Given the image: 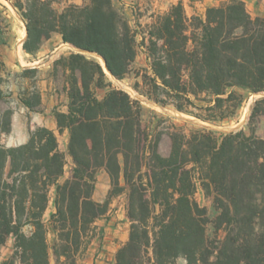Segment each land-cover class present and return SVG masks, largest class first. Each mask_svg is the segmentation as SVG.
<instances>
[{
	"label": "trees",
	"instance_id": "trees-1",
	"mask_svg": "<svg viewBox=\"0 0 264 264\" xmlns=\"http://www.w3.org/2000/svg\"><path fill=\"white\" fill-rule=\"evenodd\" d=\"M11 1L26 21L27 53H37L53 33L77 50L54 63L67 82L68 109L54 111L58 133L69 135L67 150L43 126L30 131L25 144L7 148L0 141V264H52L53 258L82 264L96 222L120 196L130 229L115 264H264V139L254 127L249 134L209 128L237 117L245 94L264 93V17L253 16L243 0L189 15L180 0L146 24L138 11L134 27L116 0ZM90 54L102 57L116 80L129 77L143 55V95L209 126L172 124L156 132L127 92L112 89L99 99L95 90L108 86L106 73ZM20 100L41 112V91L26 90ZM5 102L0 74V129L9 134L13 111L3 109ZM263 106L264 98L252 107L251 126ZM69 158L70 176L61 182ZM101 170L110 178L104 202L94 199ZM199 188L219 212L215 227L222 239L207 235V210L195 198ZM51 201L54 212L46 219ZM10 239L12 254L1 261Z\"/></svg>",
	"mask_w": 264,
	"mask_h": 264
},
{
	"label": "rangeland",
	"instance_id": "rangeland-1",
	"mask_svg": "<svg viewBox=\"0 0 264 264\" xmlns=\"http://www.w3.org/2000/svg\"><path fill=\"white\" fill-rule=\"evenodd\" d=\"M63 1L64 5L72 3L83 5L88 2V0ZM178 1L180 0H116L115 2L132 22V26H134L135 18L133 14L138 12L139 9H142L143 12L148 9L149 16H151L156 11L168 10L171 5L176 4ZM224 1L227 0H183L189 15H192L194 12L204 14L206 7L219 5ZM243 1L246 3L248 10L253 16L264 17V0ZM144 21H149V19L146 18ZM0 22V61L4 64L3 69L0 65V74L2 78V90L4 91L6 101L3 104V109L10 108L13 111L12 130L9 134H3L0 129V141L7 148H11L25 144L29 139L30 131L43 126L37 125L39 114H43V106L45 105L43 102V89L46 88V90H44L46 104L51 103V96L48 95L50 91H48V89L52 87V89L56 88L59 93L55 101L59 106L65 105L62 95L63 92L66 93L64 89V87L67 86L66 78L61 67H58L56 71H54V63L62 56H69L72 52H76V50L69 44L67 45L71 48H66L67 46L64 42H59L63 41L62 37L57 33H53L51 38L44 40L43 43L45 41H52V45H54V43L59 42L57 46L58 50H54L55 47L52 49L44 47L43 50L42 43L37 53H27L24 50V42L27 38L26 21L18 10L13 7L11 0H0ZM60 43L63 44L62 47H60ZM45 49H48V54L43 58V51H45ZM87 56L89 59L102 66V62L99 58L100 61L93 55ZM145 67H147L146 59L143 55H140L133 65L131 74L124 80H116L104 70L108 86L96 88V96L99 99H103L107 92L112 89H120L127 92L130 94L131 98L137 101L142 107L143 123L145 126L150 127L152 131H162V129H166L172 124L179 127H186L188 130L201 129L204 126H209V124L203 123L186 114L179 113L171 107L159 106L143 95V89L145 88L142 77L138 76V69ZM25 68H37L38 70L35 73L24 74ZM34 89L41 91L42 94L43 106L41 112L28 110L20 100L21 95L26 90L34 91ZM245 96L246 101L241 107L237 117L223 124L209 126V128L216 130L219 134L241 129H244L249 134L251 127H254L256 134L264 139V114L259 115L252 126L249 124L251 109L257 100L264 98V93L245 94ZM59 111H62V108ZM57 134L61 150L66 151L69 140L68 133L66 132L62 135L59 133ZM169 147L170 140L164 137L161 144V151L166 153ZM72 166V161L69 158L65 168V175L61 179V182L69 178ZM109 189L110 178L104 170H101L96 176L94 199L98 202H104ZM51 194H54V189ZM195 198L199 205L207 210L209 218V223L207 224L208 237L210 239H215L216 237L222 239L224 237V232L222 230L218 231L215 227V220L219 212L215 208L213 201L205 195L201 188L197 190ZM52 212H54V206L51 201L46 212V219L50 218ZM98 225L100 228L98 237L94 241L84 261L86 260L85 263L87 264H113L118 250L128 241L129 237L130 222L126 216L125 196L114 199L110 213L102 218ZM50 241H53L52 234L50 235ZM12 247L13 239H10L2 249L1 261L11 256ZM52 264H56L54 258L52 259ZM178 264H186V262L184 259H179Z\"/></svg>",
	"mask_w": 264,
	"mask_h": 264
},
{
	"label": "crops",
	"instance_id": "crops-1",
	"mask_svg": "<svg viewBox=\"0 0 264 264\" xmlns=\"http://www.w3.org/2000/svg\"><path fill=\"white\" fill-rule=\"evenodd\" d=\"M120 1V0H119ZM139 12H141V13H145V15L143 16V18L142 19H140L139 21L141 22V23H143V24H146V23H148V22H150V16H149V10L147 9L146 11H142V9H139ZM147 12V13H146ZM134 18H135V21H134V27H135V23H136V15H137V12H135L134 14ZM146 18H148L149 19V21H144ZM131 24H132V22H131ZM60 35V34H59ZM61 36V35H60ZM59 42H62L63 43V41H59ZM59 42H56V43H54V45H52V41H45L44 43H43V50H44V47L46 48H50V49H52V48H54L55 47V49L54 50H58V44H59ZM61 44V43H60ZM65 45V44H64ZM63 46V44H61L60 45V47H62ZM66 48H68V49H70L71 47L69 46V45H67L66 44ZM65 47V46H64ZM60 49V48H59ZM48 52V49H45V51H43V58L46 56V54H48L47 53ZM44 90H46V88L45 89H43V102H44V106H43V114H39V117H38V123H37V125L38 126H40V125H43V127H47V128H49V129H52V130H54L56 133H58V129H57V122H56V119H55V116H54V110H60L61 108H62V111L63 112H66L67 111V109H68V102H69V99H68V96H67V94L65 93V92H63V98H64V102H65V105H61V106H59L58 105V103L55 101V99H57L58 98V96H59V93L57 92V89L55 88V89H52V87H50L49 89H48V91H50L49 93H48V95H50L51 96V103H48V104H46V99L44 98V93H45V91ZM26 141V140H25ZM24 141V142H25ZM23 142V143H24ZM22 144V143H21ZM101 221V219L100 220H98L97 222H96V224H95V226L97 227V230H96V235H95V237L93 238V240H92V242H91V245L89 246V249H88V251H87V253L85 254V256L83 257V260H82V264H87V263H85V261H84V259H86V257L88 256V254H89V252H90V250H91V248H92V245H93V243H94V241L97 239V237H98V231L100 230V228H99V225H98V223ZM113 264H115V261H114V263Z\"/></svg>",
	"mask_w": 264,
	"mask_h": 264
},
{
	"label": "bare ground",
	"instance_id": "bare-ground-1",
	"mask_svg": "<svg viewBox=\"0 0 264 264\" xmlns=\"http://www.w3.org/2000/svg\"><path fill=\"white\" fill-rule=\"evenodd\" d=\"M96 58H99L101 60L102 65H103V68L105 69V62H104V60L101 57H96ZM105 71L110 75V73L106 69H105Z\"/></svg>",
	"mask_w": 264,
	"mask_h": 264
},
{
	"label": "water",
	"instance_id": "water-1",
	"mask_svg": "<svg viewBox=\"0 0 264 264\" xmlns=\"http://www.w3.org/2000/svg\"><path fill=\"white\" fill-rule=\"evenodd\" d=\"M71 46V45H70ZM72 48H74L75 50H77L75 47H73V46H71ZM90 55H93V56H95V57H100V56H98V55H96V54H90ZM102 58V57H101ZM105 69L108 71V69L106 68V64H105ZM104 69V70H105ZM109 72V71H108ZM110 73V72H109ZM111 75V74H110Z\"/></svg>",
	"mask_w": 264,
	"mask_h": 264
}]
</instances>
